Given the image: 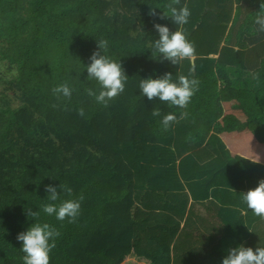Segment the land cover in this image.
I'll list each match as a JSON object with an SVG mask.
<instances>
[{
	"label": "trees",
	"instance_id": "trees-1",
	"mask_svg": "<svg viewBox=\"0 0 264 264\" xmlns=\"http://www.w3.org/2000/svg\"><path fill=\"white\" fill-rule=\"evenodd\" d=\"M230 2L180 0L174 6L187 4L191 15L179 26L159 18L163 11L170 15L171 0H0V264H24L17 235L36 222L60 232L50 264H123L134 257L139 264H185L177 243L189 202L179 193L184 185L198 199L210 189L258 186L264 179V36L249 45L243 11L238 7L232 18ZM257 2L248 25L260 11ZM152 8L156 17L149 16ZM155 23L182 30L194 58L180 65L163 60L153 46ZM100 40L108 41L104 54L128 76L124 92L107 106L87 92L101 91L86 70ZM169 72L174 82L179 75L199 82L186 109L142 95V79ZM244 72L248 78L241 80ZM62 84L70 98L52 91ZM154 108L160 116L152 115ZM169 113L179 122L166 130L162 120ZM47 185L58 188L57 201L47 199ZM81 195L75 223L42 210ZM28 208L39 217H29ZM231 211L235 219L237 210ZM224 223L216 224L218 232L235 231L234 222ZM260 237L253 235L248 247L264 246ZM207 248L206 264H222L230 249ZM190 259L195 264V254Z\"/></svg>",
	"mask_w": 264,
	"mask_h": 264
},
{
	"label": "clouds",
	"instance_id": "clouds-1",
	"mask_svg": "<svg viewBox=\"0 0 264 264\" xmlns=\"http://www.w3.org/2000/svg\"><path fill=\"white\" fill-rule=\"evenodd\" d=\"M180 0H171L167 5L170 10L160 15V19L170 18L176 25L183 26L188 22L191 13L187 4L182 7ZM158 14L154 8L149 12V16L156 17ZM255 24L258 31L264 32V0L260 3V11L255 18ZM155 30L159 34V39L154 41V48L160 54L163 60L169 61L172 65H180L182 61L191 60L195 53L194 45L189 42L180 29L175 32L170 31L166 25L159 23L154 24ZM98 48L90 57L91 63L86 65L89 80L98 81L101 91L97 95L92 89H87L88 95L94 96L98 103L104 106L108 102L118 97L125 90V83L128 79L127 74L122 68L121 62L117 63L111 60L106 53L108 48L107 40L97 41ZM198 80L190 79L187 76L179 75L178 82L173 81L172 73H165L159 78H147L140 81L139 88L142 95L149 100L159 99L171 106L186 109L191 98L198 90ZM58 97L62 94L65 97H71V89L67 84H62L52 90ZM55 107V105H54ZM80 116H84V109L78 110ZM153 116H160L159 108L152 110ZM187 115L186 112L180 114V119ZM175 114L169 113L164 115L162 124L167 130L172 123H178ZM253 164L260 163V158H245ZM60 189L66 191L70 196L72 189L66 185H59ZM48 193L49 201H57L59 199L58 188L53 185L45 186ZM244 203L256 216L264 218V179H261L258 186L241 193ZM84 197L81 195L78 200L67 199L60 204L49 203L43 206V212L48 216H55L57 220H68L69 223H75L80 215L81 201ZM26 214L29 217L38 218L39 213L28 208ZM251 231V230H250ZM60 236V232L52 227L49 223H33L25 232L17 235V240L22 242V251L25 253L24 264H50V253L56 247V237ZM222 264H264V246H258L255 249L245 247L243 245L229 249L228 255L222 260Z\"/></svg>",
	"mask_w": 264,
	"mask_h": 264
},
{
	"label": "crops",
	"instance_id": "crops-1",
	"mask_svg": "<svg viewBox=\"0 0 264 264\" xmlns=\"http://www.w3.org/2000/svg\"><path fill=\"white\" fill-rule=\"evenodd\" d=\"M248 1L250 2V5H244V3H248ZM230 7L232 8V18L236 16V9L238 7L243 11L245 27L251 33V36H245L249 45L256 43L261 39V36H264V32L258 31V26L255 24L256 15L252 17L251 24L248 25V20H246L250 13H253V11L258 9L257 0H231ZM255 33L257 34L255 35ZM246 78H248V75L245 73L242 75L241 80H245ZM189 152H192V157L195 159V150ZM193 190V192H195L194 195H198L199 192L201 193V189L198 185H195ZM247 191V185L213 190L210 189L208 197L206 196L207 198H205V196L201 199L194 197V200L188 186L184 185V191L179 193L181 196L187 193L189 196V202L187 209L184 212V216L179 218L181 221V231L178 233L177 243L178 249L182 251L179 254L181 262L183 260L185 264H188L189 260L191 261L190 257L195 254V264H206V254L204 250L207 247V249L210 248L213 252L218 246H223L222 251L224 252L226 249L237 248L241 245L248 247V243L253 235L259 238H262L260 236H264V218L256 216L250 209H247V205L242 199L241 193H246ZM233 209L237 210L233 215L235 219H229L230 212L232 213L231 210ZM217 214L221 216L220 219L217 218ZM228 219L231 221L229 222ZM222 221L225 222L224 225L232 224L234 222L236 225L232 224L235 227L232 230L235 231L226 232L224 231L225 229H223L218 232L220 229L216 228V224H222L223 226ZM214 234L219 235V237L212 238L211 235L214 236ZM219 238L224 240V245L223 240H220ZM198 240L201 242L198 243ZM189 243H195L196 247L199 249L193 253V249H188L185 246ZM138 261L139 260L134 257L127 259L123 264H139L140 261ZM182 264L184 263L182 262Z\"/></svg>",
	"mask_w": 264,
	"mask_h": 264
},
{
	"label": "rangeland",
	"instance_id": "rangeland-1",
	"mask_svg": "<svg viewBox=\"0 0 264 264\" xmlns=\"http://www.w3.org/2000/svg\"><path fill=\"white\" fill-rule=\"evenodd\" d=\"M243 74H245V72H244V73H242V75H243ZM236 76H237V75H236ZM241 79H242V77H241Z\"/></svg>",
	"mask_w": 264,
	"mask_h": 264
}]
</instances>
